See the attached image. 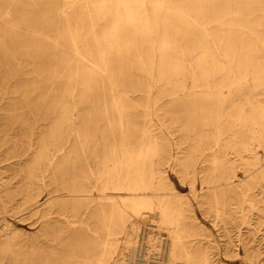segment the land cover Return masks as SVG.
Segmentation results:
<instances>
[{
	"label": "bare ground",
	"instance_id": "6f19581e",
	"mask_svg": "<svg viewBox=\"0 0 264 264\" xmlns=\"http://www.w3.org/2000/svg\"><path fill=\"white\" fill-rule=\"evenodd\" d=\"M0 16V60L37 64L18 101L39 94L37 108L60 109L48 137L63 145L4 190L1 213L48 205V234L53 209L68 212L92 236L80 264H211L233 236L264 263V0H0ZM55 81L70 104L39 97ZM67 107L78 112L69 133L57 128ZM167 166L222 234L189 218ZM237 200L259 218H230Z\"/></svg>",
	"mask_w": 264,
	"mask_h": 264
},
{
	"label": "rangeland",
	"instance_id": "374dc122",
	"mask_svg": "<svg viewBox=\"0 0 264 264\" xmlns=\"http://www.w3.org/2000/svg\"><path fill=\"white\" fill-rule=\"evenodd\" d=\"M1 22V16H0ZM5 32L3 23H0V33ZM48 33V31H45ZM66 56L73 58V53L67 50ZM51 62L47 61L45 65L50 66ZM191 64V63H190ZM36 62L25 59L21 54L9 58L7 61L0 60V205L6 197L4 190H13L21 184V180L27 181L26 176L30 167H32L40 156L48 158L57 153L56 149L63 146L60 142H52L48 135L53 131V120L61 113L57 108H37L39 94H27L25 99L27 104L18 101L20 95L14 90L24 87V83L30 79L32 67ZM62 72L65 68L61 67ZM61 83L55 81L48 86L39 97L46 98L54 94L61 98L66 105L70 104L72 90L66 88L62 92ZM55 88V90H52ZM135 99L141 97L140 93L131 94ZM67 122L59 124L57 128L69 133L73 129V122L78 119V112L72 107L64 109ZM258 155L264 158V149L262 146L256 147ZM200 168V167H198ZM199 170V169H198ZM170 186L184 196V199L190 200L193 211L189 218H196L200 227L205 231L213 234H219L213 226L211 219L214 218L212 213H206L203 208L194 200L189 191L190 181L182 176L181 172L166 167ZM241 173V169L237 170ZM40 184L36 187L34 195L42 202L47 196V187L42 186L40 178H34ZM45 181V180H44ZM200 175L195 180V185L200 188ZM10 186V188H7ZM12 186V187H11ZM22 192V191H21ZM21 192H15V198L21 201ZM258 197V196H256ZM60 200L70 199L69 197H60ZM259 198V197H258ZM262 205L263 202H260ZM239 200L230 206V218H244L243 212H247V204H244V210L241 211ZM48 205H43L38 213H29L23 210L19 213L9 211L1 213L0 217V264H80V250L83 245H92V236L87 233L78 223H70L66 215L68 212L62 210L56 212L53 209L52 217L58 218V226L55 225L53 231L49 230L46 234L43 228V222L46 218L45 211ZM247 212L251 218H259L256 214ZM46 215L48 213L46 212ZM230 249H219L212 256L211 264H251L249 257L243 251L241 242L233 236L229 245ZM264 262V249L261 250ZM210 252V251H209ZM76 255V259L71 258ZM127 251H126V255ZM124 257V256H123ZM71 258V260H70ZM89 258H92L89 255ZM84 264H93L90 259ZM264 264V263H263Z\"/></svg>",
	"mask_w": 264,
	"mask_h": 264
}]
</instances>
